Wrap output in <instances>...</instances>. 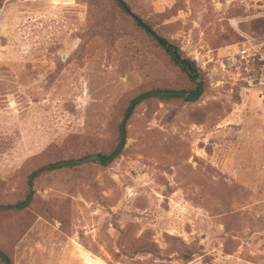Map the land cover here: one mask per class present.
Wrapping results in <instances>:
<instances>
[{
  "label": "rangeland",
  "instance_id": "1",
  "mask_svg": "<svg viewBox=\"0 0 264 264\" xmlns=\"http://www.w3.org/2000/svg\"><path fill=\"white\" fill-rule=\"evenodd\" d=\"M0 0L10 264H264V0ZM139 16L201 71L192 92ZM246 50L245 55L242 51ZM0 264H6L0 258Z\"/></svg>",
  "mask_w": 264,
  "mask_h": 264
},
{
  "label": "trees",
  "instance_id": "2",
  "mask_svg": "<svg viewBox=\"0 0 264 264\" xmlns=\"http://www.w3.org/2000/svg\"><path fill=\"white\" fill-rule=\"evenodd\" d=\"M117 1V4L119 5V7L126 13L128 14H131L132 13V8L131 6L125 1V0H116ZM137 19H136V23L137 25L142 28L144 31H146V33H148L149 35L153 36V35H156L157 38L156 41L157 43L159 44V46L161 48H163L165 50V52L170 56V58L172 59L173 63L183 72H185L189 78L191 79L192 82L195 83V79L193 77V75L191 74V72L189 71V69H192L195 73V75L198 77V78H201V71L200 69L197 67L196 63L188 58H185L184 55H183V52L181 50L180 47H178L176 44H174L173 42L169 41L168 39L166 38H163L162 36H159L158 34H156L155 30L153 29V27L148 24L146 21H144L142 18H140L139 16H136ZM154 37V36H153ZM180 60H183L189 67V69L185 68L184 65L181 64ZM197 85V89H195L194 91L192 92H189V93H192V94H196L198 91H199V84H196ZM204 87V85H203ZM155 91H162V92H165V91H175V92H186L185 90H169V89H164V90H155ZM151 92H154V91H151ZM150 93V92H148ZM147 93V94H148ZM144 95V94H143ZM142 96V95H141ZM174 97H180V96H174ZM172 98V97H171ZM184 98L185 100L189 101L188 99H186L185 97H182ZM138 99V98H137ZM167 99V98H166ZM138 103L134 104L133 105V110L135 109V107L137 106ZM131 114H128L127 113V117H130ZM127 124V122H126ZM121 134H122V129H121ZM127 134V133H126ZM122 139H123V134H122ZM119 148V147H118ZM117 148V149H118ZM123 150V149H122ZM121 150V151H122ZM116 152V151H115ZM120 154V153H119ZM118 154V155H119ZM96 155H100L102 158H108L110 156H106V155H103V154H96ZM117 155V156H118ZM116 156V157H117ZM88 157H91V156H85L84 158H79V159H70V160H65V161H73V160H82V159H85V158H88ZM64 162V161H62ZM56 163H60V162H56ZM56 163H53V164H56ZM103 165H107V163L105 162H101ZM50 165V164H49ZM71 166H76V165H71ZM55 168H58V167H55ZM53 169V168H51ZM36 176V175H35ZM35 178V177H34ZM34 181V180H33ZM28 201V200H27ZM25 201V202H27ZM25 202H22V203H25ZM20 203V204H22ZM28 207V206H27ZM26 208V207H25ZM7 210H11V208H7V207H4L2 205H0V211H7ZM5 255V254H4ZM0 258L2 260L5 261V259L3 258V256L0 254ZM6 263V262H5Z\"/></svg>",
  "mask_w": 264,
  "mask_h": 264
},
{
  "label": "water",
  "instance_id": "3",
  "mask_svg": "<svg viewBox=\"0 0 264 264\" xmlns=\"http://www.w3.org/2000/svg\"><path fill=\"white\" fill-rule=\"evenodd\" d=\"M133 17L135 19H137L136 16L133 15ZM155 38H157L156 35H153ZM181 64L185 66V68L189 69L188 65L183 61L180 60ZM189 71L191 72V74L193 75L195 81L199 84V91L196 94H192L189 92H175V91H154V92H150L148 94H144L142 96H140L137 100L133 101L131 106L128 109V114H130L133 110V105L152 96H160L162 98H170V97H174V96H181V97H185L188 100L194 101V100H198L203 91H204V87H203V83L201 81H199V78L195 75L194 71L192 69H189ZM128 117L125 118V120L122 123V134H123V139L122 142L119 146V148L116 150V152H114L110 157L108 158H102L100 155H95V156H91L82 160H73V161H64V162H60V163H56V164H50L47 165L45 167H42L38 170H36L35 172H33L30 176V183L31 185L33 184V180L34 177L37 173H39L42 170L48 169V168H52V167H60V166H66V165H72V164H83V163H87V162H92V161H96V162H105V163H110L112 162L116 156L121 152V150L124 148L125 144H126V139H127V134H126V122H127ZM34 196V192L32 189V193L31 196L29 198V200L25 203L22 204H17V205H2L4 207L7 208H25L27 207L30 202L32 201V198ZM0 254L3 256V258L5 259L6 264H10V260L9 258L4 255L1 251Z\"/></svg>",
  "mask_w": 264,
  "mask_h": 264
},
{
  "label": "built area",
  "instance_id": "4",
  "mask_svg": "<svg viewBox=\"0 0 264 264\" xmlns=\"http://www.w3.org/2000/svg\"><path fill=\"white\" fill-rule=\"evenodd\" d=\"M246 53H247V51H246V50H243V51H242V54H243V55H245Z\"/></svg>",
  "mask_w": 264,
  "mask_h": 264
}]
</instances>
